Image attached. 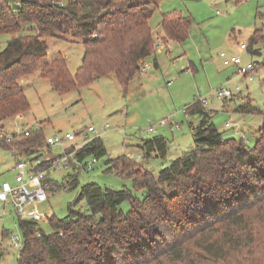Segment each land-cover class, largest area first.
<instances>
[{
    "label": "trees",
    "instance_id": "trees-1",
    "mask_svg": "<svg viewBox=\"0 0 264 264\" xmlns=\"http://www.w3.org/2000/svg\"><path fill=\"white\" fill-rule=\"evenodd\" d=\"M158 1L0 0V35H10L0 51V131L27 112L21 80L39 66L40 77L60 94L107 76L127 88L155 52L149 19ZM189 24L187 17L162 15L156 40L184 43ZM68 31L80 37L83 48L74 74L62 56L46 61V40L62 39L59 34ZM261 40L255 30L246 49L257 53L253 46ZM190 110L199 116L191 127L194 145L157 177L126 156L108 160L109 171L131 178L133 189L144 195L84 184L78 198L87 210L70 208L62 219L49 215L50 233L18 220L23 239L17 264H264V121L250 148L242 137H223L201 104H189L185 114ZM236 110L253 111L247 102ZM43 144L40 129L2 141L17 160L39 157ZM140 149L143 158L164 159L167 142L154 137ZM104 154L100 140L93 139L75 156L81 161ZM51 161L43 160L40 169ZM7 238L2 232L1 240ZM3 252L0 242V261Z\"/></svg>",
    "mask_w": 264,
    "mask_h": 264
},
{
    "label": "rangeland",
    "instance_id": "rangeland-1",
    "mask_svg": "<svg viewBox=\"0 0 264 264\" xmlns=\"http://www.w3.org/2000/svg\"><path fill=\"white\" fill-rule=\"evenodd\" d=\"M168 14L189 19L184 43L168 42L165 46L156 40L161 31V16ZM149 26L156 41L155 52L144 60L145 70L140 71L125 89L113 76H107L60 94L40 77V66L21 80L29 108L22 118L6 121L3 131L23 133L39 128L44 139L53 135L63 137L66 132L73 131L75 139L72 141L63 140L54 146L43 144L39 158L52 159L53 163L60 156L79 149L84 135L88 142L99 139L105 149V154L96 158L91 171L85 170V163L91 161L90 155L81 161L73 156L67 167L58 165L46 171L51 185L46 189L47 201L36 206L45 217L38 222L45 234L51 232L49 215L62 219L70 208L87 210L85 199L78 198L84 184L128 189L137 197L144 195L143 190L133 189L131 178L109 171L108 160L131 154L142 170L157 177L160 169L193 147L191 127L198 124L199 116L191 110L187 115L183 109L199 97L206 98L203 108L223 137H243L246 146H254L264 121V0H159ZM255 30L262 34V40L253 46L257 53L239 50V44L247 45ZM71 32L59 34L65 40H46V61L62 56L70 73L74 74L80 66L83 48L80 37H74ZM9 38L10 35H0V51ZM221 52L238 54L242 65L254 64L253 80L240 76L235 66H224L219 57ZM154 60L158 67L154 66ZM221 86L230 90L238 87L239 91L230 99L218 100L212 91ZM246 102L253 109L251 113L236 110ZM160 120L169 123L158 126ZM225 123L230 127H225ZM90 126L95 133L86 132ZM150 126H154V132L148 133ZM158 136L167 142L165 158L154 155L143 158L142 141ZM16 160L6 151L0 152V182L14 184L12 167ZM121 209L125 213L128 203L124 202ZM0 214V242L4 250L0 264H17L19 248L11 247L8 239H23L18 218L10 205H0ZM4 231L8 238L1 240Z\"/></svg>",
    "mask_w": 264,
    "mask_h": 264
},
{
    "label": "built area",
    "instance_id": "built-area-1",
    "mask_svg": "<svg viewBox=\"0 0 264 264\" xmlns=\"http://www.w3.org/2000/svg\"><path fill=\"white\" fill-rule=\"evenodd\" d=\"M248 1V0H244ZM239 50H245L246 45L244 43L239 44ZM219 57L222 59V64L224 66H235L237 72L240 76L244 77L248 81H252L255 70V65L252 63H247L246 65L241 64V59L238 54H226L221 52ZM145 68L142 66L141 71H144ZM239 88L236 87L234 90H230L224 87H218L212 91L215 97L218 100L230 99L234 93H237ZM193 103H199L202 106L206 105V98L199 97L193 101ZM187 106L184 107L183 111L186 113ZM168 121L160 120L157 125L165 126ZM169 123V122H168ZM107 127V125L105 126ZM225 127H230L228 123L225 124ZM36 130H39L37 128ZM87 133H95L93 127L87 128ZM148 133L154 132V126H150L147 129ZM16 132H7L0 131V152L3 150L2 141L9 143L13 134ZM31 133L30 130H24L23 134L28 136ZM84 141L79 149H81L88 141L84 135ZM243 138V137H242ZM75 139V133L73 131H68L64 134L63 137L60 135H53L45 139V144L48 146H54L60 144L63 140L72 141ZM77 149V150H79ZM77 150L70 152L68 154L62 155L59 157L56 163L50 164L47 169H40V166L43 163L39 157H25V159L16 160L12 170L15 171L14 184L11 185L6 181L0 182V205L4 207L10 205L12 207L13 213L17 216L18 220L32 221L38 223L43 217L37 210L36 206L47 201L46 189L49 187V181L46 178V171L62 165L67 167L69 165L70 158L76 155ZM91 161L85 163V170L91 171L92 165L96 163V158L93 155H90ZM129 159H132V155L127 156ZM135 161V160H134ZM2 214H0V219ZM8 242L13 248H20L22 244L21 239H16L15 237H10Z\"/></svg>",
    "mask_w": 264,
    "mask_h": 264
},
{
    "label": "crops",
    "instance_id": "crops-1",
    "mask_svg": "<svg viewBox=\"0 0 264 264\" xmlns=\"http://www.w3.org/2000/svg\"><path fill=\"white\" fill-rule=\"evenodd\" d=\"M159 42H161V41H159ZM161 44L166 46V44L163 43V42H161ZM143 63H144V62H143ZM155 63H156V60H155ZM155 67H158L157 63H156V66H155ZM240 113H241V112H240ZM23 116H24V114H22V115H18V116H16V117H21V118H22ZM225 124H226V123H225ZM235 131H236L238 134L240 133V129L238 128V126H236ZM2 151H6V153H8L9 155L14 156L13 152H11V151H9V150H5V149H3ZM47 160H48V159H47Z\"/></svg>",
    "mask_w": 264,
    "mask_h": 264
}]
</instances>
